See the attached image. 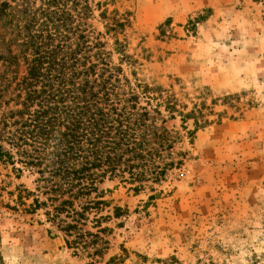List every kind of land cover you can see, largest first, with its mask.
I'll list each match as a JSON object with an SVG mask.
<instances>
[{"label":"rangeland","instance_id":"1","mask_svg":"<svg viewBox=\"0 0 264 264\" xmlns=\"http://www.w3.org/2000/svg\"><path fill=\"white\" fill-rule=\"evenodd\" d=\"M108 2V11L128 22L120 39L137 62L138 78L162 87L180 111L194 108L207 123L198 117L201 127L194 130L193 120L164 114V126L177 138L165 161L181 166L139 193L119 179L100 186L109 207L99 216H112L115 207L124 211L101 223L111 230L103 256L66 249L64 235L42 211L33 218L10 211L18 187L36 191V176L17 178L0 164V264H264V0ZM4 3L14 15L39 5ZM205 11L206 21L186 34L187 21ZM98 12L88 23L104 34ZM9 28L0 23V56L17 54ZM103 41L111 50L112 41ZM112 59L116 64L117 56ZM122 68L131 79L132 68ZM4 74L18 80L25 67L7 71L0 60V78ZM84 229L96 232L91 223ZM114 257L121 261L110 262Z\"/></svg>","mask_w":264,"mask_h":264},{"label":"trees","instance_id":"2","mask_svg":"<svg viewBox=\"0 0 264 264\" xmlns=\"http://www.w3.org/2000/svg\"><path fill=\"white\" fill-rule=\"evenodd\" d=\"M35 1L37 7L25 6L15 15L8 4L0 5V23L9 24L10 45L18 48L0 60L7 71L19 63L25 67L18 80L0 78V164L17 178L24 172L36 176L37 185L35 192L18 187L14 206L7 208L32 218L42 211L64 235L66 249L103 256L104 235L111 230L101 223L124 211L115 207L112 216H99L109 207L100 186L119 179L139 193L148 183H161L181 166L165 161L177 138L164 126V114L182 123L193 120L194 130L201 127L198 117L202 125L207 121L194 108L184 114L166 90L138 78L137 62L120 39L128 22L108 11V0ZM94 10L104 34H95L88 23ZM206 13L189 19L185 33L194 35ZM103 36L112 41L111 50ZM123 66L132 68L131 79ZM88 223L94 234L84 229Z\"/></svg>","mask_w":264,"mask_h":264}]
</instances>
